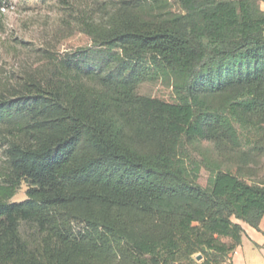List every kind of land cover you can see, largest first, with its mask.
<instances>
[{"label":"trees","instance_id":"16d2710c","mask_svg":"<svg viewBox=\"0 0 264 264\" xmlns=\"http://www.w3.org/2000/svg\"><path fill=\"white\" fill-rule=\"evenodd\" d=\"M105 1L116 2L105 22L79 14L90 46L0 91V264H224L238 221L260 226L264 177L188 145L216 136L259 149L264 11L256 0ZM158 80L174 81L178 102L139 94ZM23 183L27 199L11 202Z\"/></svg>","mask_w":264,"mask_h":264},{"label":"rangeland","instance_id":"374dc122","mask_svg":"<svg viewBox=\"0 0 264 264\" xmlns=\"http://www.w3.org/2000/svg\"><path fill=\"white\" fill-rule=\"evenodd\" d=\"M6 1L8 3L0 8V91L17 86L27 74L48 64L50 58L58 59L78 48L90 46L91 40L79 31L80 12L96 10V20L102 21L108 18L116 3L105 0ZM173 82L158 80L145 83L139 88V94L176 103L180 92ZM4 149L0 145V175L6 165ZM188 151L197 159H207L224 169L237 170L245 179L246 176L264 177V137L254 153L246 149L233 151L216 136L191 142ZM208 178L209 174L203 169L202 185H207ZM27 190L28 184L23 183L10 201L26 200ZM221 242L228 243L225 239ZM229 258L224 264H230ZM109 264H132V261L125 258Z\"/></svg>","mask_w":264,"mask_h":264},{"label":"crops","instance_id":"0c3cea01","mask_svg":"<svg viewBox=\"0 0 264 264\" xmlns=\"http://www.w3.org/2000/svg\"><path fill=\"white\" fill-rule=\"evenodd\" d=\"M256 4L264 11V2L256 0ZM244 233L241 243L231 253V264H264V216L259 228L238 221Z\"/></svg>","mask_w":264,"mask_h":264},{"label":"water","instance_id":"95a60500","mask_svg":"<svg viewBox=\"0 0 264 264\" xmlns=\"http://www.w3.org/2000/svg\"><path fill=\"white\" fill-rule=\"evenodd\" d=\"M200 259H201V257L198 258V260H200Z\"/></svg>","mask_w":264,"mask_h":264},{"label":"built area","instance_id":"2783aa9c","mask_svg":"<svg viewBox=\"0 0 264 264\" xmlns=\"http://www.w3.org/2000/svg\"><path fill=\"white\" fill-rule=\"evenodd\" d=\"M3 10H5V9H3Z\"/></svg>","mask_w":264,"mask_h":264}]
</instances>
